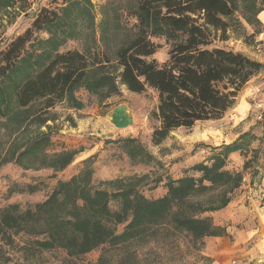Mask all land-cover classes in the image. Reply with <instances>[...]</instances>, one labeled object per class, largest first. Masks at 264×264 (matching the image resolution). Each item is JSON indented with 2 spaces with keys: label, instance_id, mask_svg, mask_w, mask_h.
I'll return each mask as SVG.
<instances>
[{
  "label": "trees",
  "instance_id": "trees-1",
  "mask_svg": "<svg viewBox=\"0 0 264 264\" xmlns=\"http://www.w3.org/2000/svg\"><path fill=\"white\" fill-rule=\"evenodd\" d=\"M17 1L0 0V11L15 6ZM69 1L60 8L42 9L31 28L0 50V117L13 126L15 136L33 123L46 126L52 121L50 113L60 104L82 110L85 105L77 97L79 89L105 103L124 86L138 96L150 92L156 96L157 105L149 115L151 141L161 146L177 130L223 119L264 69L262 63L249 56L219 46L230 41L232 35L247 42L263 33L259 16L264 12V0H139L134 13L137 31L117 51L116 75L110 72L108 59H95L91 65L79 50L60 51L66 41L59 21L72 6ZM244 22L253 30L252 35H247ZM43 33L48 37L42 38ZM66 35V40L72 37L69 32ZM156 38H164L170 45L164 63L153 58L159 49L152 41ZM41 134L29 139L19 153L13 151L12 157L0 159V164L14 160L25 167L29 158L38 157L37 170L64 171L80 152L66 150L50 156L47 149L52 143L51 134ZM253 140L258 138L251 129L233 144L219 147L220 153L214 155L210 166L201 162L192 168L202 174L199 179L186 176L171 180L167 194L157 200L147 199L138 190L142 177L104 185L114 191L95 187L94 157H90L77 175L59 181L48 199L34 209L22 210L17 204L2 208L1 239L13 244L14 235L23 233L35 239L30 247L42 251L63 249L71 261L106 245L110 249L127 246L130 252L120 264H142L138 254L131 251L132 246L155 243L177 253L182 251L180 238H184L189 255L194 253L196 261L210 264L212 260L202 253L205 239L227 236V227L196 214L214 212L230 203L229 194L241 187L244 178L225 169L228 157L243 153ZM131 142L135 145L130 149L133 159L144 164L154 161L134 139ZM216 189L222 194L218 202L204 206L195 201L197 195ZM25 190L35 193L38 187L29 185ZM9 194L14 191L9 189ZM111 202L119 203L117 211L111 209ZM119 226L124 227L117 234ZM2 256L0 250V264H5ZM95 264H106L105 256Z\"/></svg>",
  "mask_w": 264,
  "mask_h": 264
},
{
  "label": "rangeland",
  "instance_id": "rangeland-1",
  "mask_svg": "<svg viewBox=\"0 0 264 264\" xmlns=\"http://www.w3.org/2000/svg\"><path fill=\"white\" fill-rule=\"evenodd\" d=\"M89 1L91 3L89 5L85 0L69 1L68 4L71 3L72 6L64 12V16L59 21L64 28L62 31H64V41H66L60 51L79 50L88 57L91 65L95 59L99 61L108 59L110 72L116 75L118 73L116 69L117 51L129 42L137 31L134 13L139 0ZM65 2L66 0H18L15 6L0 11V50H5L13 40L31 28L42 9L60 8L63 3L65 6ZM77 2L80 5L79 8L76 7ZM244 24L246 25L245 22ZM246 29L247 35H252L253 30L248 25ZM67 32L72 36L68 40H66ZM41 37L47 38L48 35L43 33ZM152 41L159 46L153 58L164 63L168 59L170 45L164 38H156ZM219 46L241 52L264 65V27L263 33L255 39L250 38L246 42L243 38L232 35L230 41L219 44ZM119 91L118 95L112 96L105 103L111 101L110 106H113L127 100L136 108V117L129 126L119 129V132H110V134L108 132L103 134L104 129L101 130L98 125L97 127L95 125L94 129L92 127L98 118L102 119L106 113L105 109L109 106L102 109L104 103H100L97 96L89 94L84 89H79L77 92V97L85 105L82 110H72V114L65 104H60L50 113L52 121L46 126L39 127L38 124L33 123L21 131L18 136H15L16 131L13 126L5 124V120L0 117V159L12 157L11 153L13 151L19 153L29 139L48 132L51 134L52 142L47 149L48 155L52 156L66 150L80 152L69 167L57 173L52 169L37 170L38 163H40L38 157L29 158L24 163L26 168L17 165L14 160L5 164L1 163L0 210L12 204L19 205L22 210L34 209L35 205L48 199L59 181H68L77 175L84 167L83 162L90 157H94L93 183L95 187L114 191V188L104 185L115 180L142 177L143 181L137 184L140 193L149 200L161 199L167 194L169 181H177L186 176L199 179L202 174L192 171L196 164L204 162L210 166L214 155L220 153L219 147L233 144L240 136L253 129V135L258 140H253L243 153H232L228 157L225 168L232 174L240 173L243 176L241 187L229 194L230 203L226 207L196 215L198 218L210 217L215 225L227 227L232 220L243 221L244 218L264 214L262 210L264 207V145L262 144L264 138V69L248 84L238 100L237 104L247 101L254 108L251 115L244 119L239 127L237 123L240 113L236 110L238 106L236 105L235 112L229 111L223 119L198 123L190 130L181 129L171 134L169 139L159 147L152 144V124L149 121L150 112L157 105L156 96L151 92L139 96L132 95L124 86H120ZM81 119L88 120L86 122L89 124H86L83 130H78ZM250 121H253L252 126L248 131L240 134ZM100 134L101 136H98ZM107 138L115 139L107 140ZM125 139H134L152 155L154 161L151 164H144L138 159H133L130 149L135 146L134 142ZM200 144L204 147L197 148ZM257 149H260L259 153L255 152ZM247 161L250 163L246 164ZM100 183L103 186L99 185ZM29 185H37L38 191L35 193L26 191ZM9 189L14 191V194L10 195ZM20 190H25V192H20ZM220 195H222L221 191L216 189L197 195L195 201L208 206L218 202ZM110 206L113 211L119 209L117 202H111ZM261 220L264 223V217ZM123 227L117 228V234L122 233ZM241 227V225L237 226V228ZM14 239L13 244H6L0 236V250L5 255V257L2 256L5 264H71V262L95 264L102 255L105 256L106 264H120L127 259L128 252H130L127 246L110 249L106 245L71 261L63 249L42 251L30 247L29 244L35 239L23 233L14 235ZM180 239H182V251L177 253H170V249L161 248L160 244L155 243L132 246L131 251L134 250L138 254L142 264H172L171 262L207 264L204 260L197 259L196 261L194 253L189 255L184 245L187 243L186 240ZM207 239L209 238L205 239L202 253L212 260L210 264H214L213 259L207 253Z\"/></svg>",
  "mask_w": 264,
  "mask_h": 264
},
{
  "label": "crops",
  "instance_id": "crops-1",
  "mask_svg": "<svg viewBox=\"0 0 264 264\" xmlns=\"http://www.w3.org/2000/svg\"><path fill=\"white\" fill-rule=\"evenodd\" d=\"M259 19L264 24V12L260 14ZM130 94L133 95V93ZM111 103L112 102L109 101L108 103L103 104L102 109L107 105L109 106L105 109V115L102 116L101 120L98 118V121H95V123L92 124L93 129L96 128L97 125L101 130L104 129L102 130L103 134H106L107 132L108 134H110V132H119V129L132 124L136 117V108L131 105L129 101H122L113 106H110ZM237 105L236 110L240 113V118L237 123L239 127L244 122V119H247L249 115H251L254 108L247 101ZM232 111L235 112V108L234 110L232 109ZM69 112L73 114L72 110ZM86 121L88 120L81 119L77 129L83 130L84 127H86V124H89ZM252 123L253 121L248 122L240 134L248 131L252 126ZM177 131L173 133H176ZM90 135L94 136V134ZM98 136H101V134ZM114 139L115 138H107V140ZM262 210L264 211V207ZM254 216L255 217L250 216L244 218L243 221L232 220L229 222L227 226V236L207 239V253L213 259L214 264H262L264 261V223L261 218L264 217V214H259L258 217L256 215ZM239 225L242 227L237 228Z\"/></svg>",
  "mask_w": 264,
  "mask_h": 264
}]
</instances>
